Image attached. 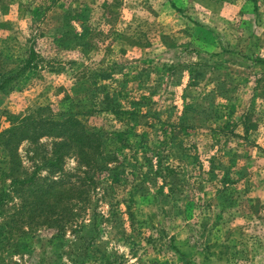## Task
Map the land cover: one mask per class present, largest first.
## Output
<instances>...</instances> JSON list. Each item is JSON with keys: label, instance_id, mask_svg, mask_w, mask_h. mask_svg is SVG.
Listing matches in <instances>:
<instances>
[{"label": "rangeland", "instance_id": "1", "mask_svg": "<svg viewBox=\"0 0 264 264\" xmlns=\"http://www.w3.org/2000/svg\"><path fill=\"white\" fill-rule=\"evenodd\" d=\"M31 50L0 90L20 175L61 138L98 168L43 223L10 190L0 264H264V0H0V79Z\"/></svg>", "mask_w": 264, "mask_h": 264}, {"label": "trees", "instance_id": "2", "mask_svg": "<svg viewBox=\"0 0 264 264\" xmlns=\"http://www.w3.org/2000/svg\"><path fill=\"white\" fill-rule=\"evenodd\" d=\"M35 54V51L31 50L30 55H28L29 57L25 60L24 65L15 75H9L0 79V90L3 89L8 82L19 77L26 70L30 69V67H35V64H33V61L36 57ZM256 61H258L259 63H264V60L260 58H256ZM29 119L30 116L22 118L18 122V124H14L10 129H7L4 133L5 135L0 136L1 143L4 146L3 149L5 148L4 151L9 149L10 152V155H8V157H1L0 206L3 205L5 197L9 198L8 192L10 190L19 191V198L22 202L20 205V210H29L27 218L32 222L39 218L47 219L49 217H52L51 215L57 214V212L61 211V209L63 210L67 202H74V198L76 197L78 199L82 197L87 200L88 197L84 196V194H86L90 190L89 188H92V185L96 181V178H94V173L98 168V163L96 157L91 158L89 151H87V149H84L86 148V146L89 148L93 147V145H89V142H83V140L76 141L77 144L74 145L72 144V142H70V140L67 141L66 138H61L59 140L57 139L53 141V151L51 154L45 153L46 155H41L43 160L45 159L44 163L37 164L35 162V159L30 157V159L33 161L32 172L30 174L21 176L20 174L23 173V167L20 164V161H18V157L14 155V149L11 147V145L20 129L23 127V124L21 123H26V121H29ZM74 121L73 123H77ZM59 123V121L54 122L55 125H58ZM52 128L53 125L51 124L49 126V130H52ZM49 136H54V138L58 137V135L54 134H50ZM59 137L61 136L59 135ZM31 139L32 141H39V137L35 135ZM39 146L40 145H38V148ZM72 146H76L75 148H77L80 152V157L77 159V168H74L73 170L77 173V175H79L77 179L73 180L71 175V178L69 177L68 180H65L67 181V184H65L66 186H56L57 183L62 182V179H60L58 181H51L52 183H50L46 188H42L40 186V183H38L39 179H42V181H47L48 179L47 177L40 175L41 171L44 169L51 170V172H62L61 174H63V177H66V175H68L67 173L72 174V171L65 172L62 164L64 155L69 152L68 150H70L69 148H72ZM10 162L12 163V165L9 168H3L6 163ZM6 177L10 178V181L7 183H5ZM70 212L73 213V211ZM46 221H48V219L39 222L43 223ZM176 251H178V249H176Z\"/></svg>", "mask_w": 264, "mask_h": 264}]
</instances>
